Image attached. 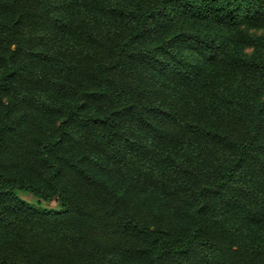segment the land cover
Instances as JSON below:
<instances>
[{"label":"trees","instance_id":"trees-1","mask_svg":"<svg viewBox=\"0 0 264 264\" xmlns=\"http://www.w3.org/2000/svg\"><path fill=\"white\" fill-rule=\"evenodd\" d=\"M0 264H264V0H0Z\"/></svg>","mask_w":264,"mask_h":264},{"label":"rangeland","instance_id":"rangeland-1","mask_svg":"<svg viewBox=\"0 0 264 264\" xmlns=\"http://www.w3.org/2000/svg\"><path fill=\"white\" fill-rule=\"evenodd\" d=\"M254 32L259 33L260 28H255ZM18 195L28 202L38 203V198L36 196H34L33 194H31L30 192L18 190ZM41 205L44 207H47V208L54 209V210L60 208V206L57 204V202L55 200L41 201Z\"/></svg>","mask_w":264,"mask_h":264}]
</instances>
